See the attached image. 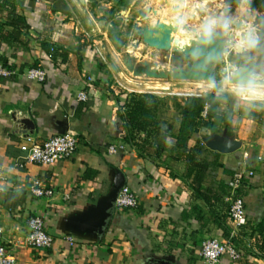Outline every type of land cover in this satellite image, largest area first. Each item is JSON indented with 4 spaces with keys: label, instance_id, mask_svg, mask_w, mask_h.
Masks as SVG:
<instances>
[{
    "label": "crops",
    "instance_id": "obj_1",
    "mask_svg": "<svg viewBox=\"0 0 264 264\" xmlns=\"http://www.w3.org/2000/svg\"><path fill=\"white\" fill-rule=\"evenodd\" d=\"M92 2L13 0L30 26L19 40L17 31L5 24L6 12L0 14V62H7L14 71L0 77V170L9 180L0 190L4 242L16 264H205L201 243L227 238V207L208 206L196 196L183 159L163 156L154 161L125 141L126 129L118 112L128 93L120 80L110 77L103 56V22L97 20ZM166 3L145 0L142 8H152L158 20L166 22L160 16L169 8ZM50 47L66 60L49 59ZM30 68L45 70L46 79L29 81L23 73ZM147 87L168 90L162 84ZM83 91L88 100L78 102L77 95ZM246 97L264 99V90H253ZM229 99L234 109L232 136L198 132L188 146L200 141L207 149L202 156L209 164L202 191L211 189L221 195L220 183L232 177L225 170L246 173L241 194L247 223L235 240L242 258L233 262L225 255L218 264H264V107L253 106L247 112L244 103ZM167 102L166 119L174 133L180 102ZM66 133L78 141L70 159L51 166H18L24 164L22 145ZM215 136L239 145L229 153L219 146L211 149L206 141ZM168 142L174 144L171 138ZM120 145L124 150L109 153L110 146ZM34 180L52 189V197H33L29 186ZM123 185L138 197L137 209L115 205ZM222 196L226 201V195ZM30 216L43 218L53 238L50 248L36 250L22 244Z\"/></svg>",
    "mask_w": 264,
    "mask_h": 264
},
{
    "label": "rangeland",
    "instance_id": "obj_2",
    "mask_svg": "<svg viewBox=\"0 0 264 264\" xmlns=\"http://www.w3.org/2000/svg\"><path fill=\"white\" fill-rule=\"evenodd\" d=\"M92 1L98 16L97 20L103 22V27L100 28L103 32L101 36L104 37L103 56L109 65L110 77L113 81L120 80L126 87L122 88L125 93H149L166 100L182 102L189 97L188 94L203 95L217 87L226 91L229 97H234L236 102L244 103V106L248 107L245 110L247 112L253 109V106L264 107V99L246 97V94L253 90H264V0H166L169 8H165V12L160 14L166 22L158 20L152 8L148 10L142 8L145 0ZM181 6L184 7L182 10ZM172 16H175L174 19L168 20ZM237 19L244 21L245 29L235 30L230 24L228 25V30L234 32L235 39L215 68V81H181L171 76L162 79L145 75V67L142 63H148L150 67L168 75L176 64L183 67L188 65L187 57L181 52L190 45L193 34L181 27H200L197 29L200 32L204 29L205 22H216L217 26L214 29L218 30L222 28L220 24L224 20L230 22ZM178 20H180V29L170 37V44L176 51L158 50L144 43L140 34L143 27L152 26L157 21L176 25ZM249 34L256 40L253 47H248L245 42ZM241 44L244 45L242 49L239 47ZM128 57L134 60L135 71L142 72V75H134V71L126 67L125 59ZM243 69L250 72V77L256 81L258 87L241 90L240 84L232 83L234 75ZM130 80L135 85L126 83ZM161 84L168 90L146 88L147 85L161 86Z\"/></svg>",
    "mask_w": 264,
    "mask_h": 264
},
{
    "label": "trees",
    "instance_id": "obj_3",
    "mask_svg": "<svg viewBox=\"0 0 264 264\" xmlns=\"http://www.w3.org/2000/svg\"><path fill=\"white\" fill-rule=\"evenodd\" d=\"M3 12H6L8 18L5 24L17 31L16 39L19 40L22 32L30 29L25 17L17 12L13 0H0V14ZM51 49H54L53 60L59 56L63 61L66 60V56L55 47L48 48V53ZM0 64L8 66L5 61ZM147 89L158 90L154 87ZM231 104L228 95L220 92L217 87L210 93L185 98L182 102L176 103L178 118L174 123V133L171 132V125L166 119L167 100L153 94H128L127 101L120 106L118 115L124 123L125 141L128 144L140 155L151 157L154 161L160 160L163 156L183 159L187 165L186 177L192 178L191 186L196 196L208 206L214 203L226 206L228 217L229 204L222 196L223 193L226 197L229 194L228 182L220 183L221 195L211 189L202 191L201 186L209 167L202 156L207 149L200 141H197L194 147H189L188 142L198 132L206 136L223 132L227 136H232L234 109ZM168 138L174 140L173 145L169 144ZM225 173L232 176L234 172L225 170ZM225 233L228 238L230 229Z\"/></svg>",
    "mask_w": 264,
    "mask_h": 264
},
{
    "label": "built area",
    "instance_id": "obj_4",
    "mask_svg": "<svg viewBox=\"0 0 264 264\" xmlns=\"http://www.w3.org/2000/svg\"><path fill=\"white\" fill-rule=\"evenodd\" d=\"M54 49L48 55L52 59ZM14 71L9 66L0 64V77H9ZM23 76L29 81L43 82L47 73L40 68H30L24 71ZM89 83L92 78H88ZM187 96H199L198 94H188ZM88 100L86 91L77 95L78 102ZM78 145L77 138L69 133L60 134L49 138L42 143L32 142L24 144L20 147L24 164H18L19 167L36 164L41 166H51L57 161H65L70 159L76 152ZM120 150H124V146H110L108 151L116 154ZM246 173L244 171H236L228 182L229 194L226 202L229 204L228 219L230 222V234L225 240L218 238H208L201 243L200 256L205 264H218L220 259L225 255L233 262H238L242 258V250L236 245L235 240L242 232L243 227L247 223V211L245 207L244 197L241 194L245 188ZM9 185V180L4 172L0 170V190L4 186ZM29 191L36 199L50 198L54 191L44 187L38 180L32 181ZM115 205L122 209H137L139 207V199L136 194L128 187L123 186L115 199ZM4 229L0 226V264H16V258L12 254L7 243L4 242ZM72 240V239H70ZM22 244L36 250H45L52 246L53 238L47 232L44 220L40 216H30L27 220V235Z\"/></svg>",
    "mask_w": 264,
    "mask_h": 264
},
{
    "label": "water",
    "instance_id": "obj_5",
    "mask_svg": "<svg viewBox=\"0 0 264 264\" xmlns=\"http://www.w3.org/2000/svg\"><path fill=\"white\" fill-rule=\"evenodd\" d=\"M199 14V12H198ZM194 18V17H193ZM208 22L204 23V26ZM232 28L245 29V24L242 19L229 22ZM187 32L193 34V38L190 40V45L183 53L187 57V66L183 67L180 64H176V67L171 71L170 75L166 72L159 71L156 68L150 67L148 63H142L145 67L144 73L151 78L167 79L169 76L175 80L181 81H215V68L218 65L221 56L227 52L229 46L235 39L234 32L224 30V28L214 29L211 36H205L204 29L200 32L196 28L190 26L181 27ZM180 29V20L176 25H167L160 21H157L152 26H145L141 29V36L144 43L148 46L158 50H174L170 44V37L172 33H177ZM134 60L130 57L125 59V65L130 71H134V75L140 76L142 72L135 71ZM250 78V72L248 70L238 71L233 79L232 83L240 84V81H247ZM199 95V94H198ZM206 144L211 149H216L219 146L225 152H233L239 145L238 142L231 144L224 142V140L215 136L211 141H206ZM124 186V185H123ZM122 186V187H123Z\"/></svg>",
    "mask_w": 264,
    "mask_h": 264
},
{
    "label": "clouds",
    "instance_id": "obj_6",
    "mask_svg": "<svg viewBox=\"0 0 264 264\" xmlns=\"http://www.w3.org/2000/svg\"><path fill=\"white\" fill-rule=\"evenodd\" d=\"M228 25L229 22L227 20H224L222 22V24H220V26L222 28H224V30L228 29ZM216 22H209L204 26V33L205 36H211L212 32L214 30V28L216 27ZM245 42L247 43L248 47H253L256 44V40L252 38L251 34H249L246 38H245ZM243 44H241L239 47L242 49L243 48ZM230 79V78H228ZM240 89L244 90V89H255L256 87H258V85L256 84V81L254 79H252L251 77L245 82V81H240Z\"/></svg>",
    "mask_w": 264,
    "mask_h": 264
}]
</instances>
